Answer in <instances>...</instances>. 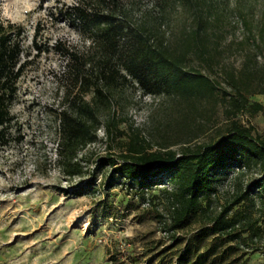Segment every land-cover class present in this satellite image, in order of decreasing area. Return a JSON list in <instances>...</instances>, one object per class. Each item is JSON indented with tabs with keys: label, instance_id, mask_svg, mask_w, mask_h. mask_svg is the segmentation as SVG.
<instances>
[{
	"label": "rangeland",
	"instance_id": "1",
	"mask_svg": "<svg viewBox=\"0 0 264 264\" xmlns=\"http://www.w3.org/2000/svg\"><path fill=\"white\" fill-rule=\"evenodd\" d=\"M206 1L221 20V56L213 65L192 56L187 65L217 83L215 95L193 106L184 102L175 106L166 95L153 98L136 86L121 85L117 102L112 104L115 116L122 119L120 135L105 138L99 129L97 141L79 153L84 175L69 179L61 170L57 114L72 98L80 96L88 102L91 94L73 85L69 58L56 45L60 43L77 56H88L95 27L73 12L85 6L83 0H0V19L24 25L27 50L37 33L40 49L36 55L30 49L32 62L17 83V96L10 107L7 143H0V264H112L115 254L122 264H128L126 257L130 256H140L139 264H176L186 240L211 227L221 214L235 220L241 235L235 241L224 235L219 242V252L229 246L237 250L224 264H264V200L254 185L260 176L257 167L250 165L238 177L234 167L215 173L204 212L172 229L174 203L167 180L145 188L131 178L113 174L106 165V159L117 157L131 134L130 125L154 149L169 146L179 150L183 146L193 150L215 143L230 121L249 128L254 136H264V117L250 107L258 104L264 109V46L246 39L235 12L239 5L250 4L256 19L261 0ZM128 3L138 5L137 19L142 12L147 14V21L164 33L165 41L190 28L192 11L187 6L122 0L124 6ZM60 10L69 11L70 17L61 20L54 15L50 19V14ZM228 73L241 77L246 85L241 92L246 97L245 108L239 112L231 108V94L236 97V93L229 89ZM60 190L83 193L66 195ZM241 193L247 196L233 205Z\"/></svg>",
	"mask_w": 264,
	"mask_h": 264
},
{
	"label": "trees",
	"instance_id": "2",
	"mask_svg": "<svg viewBox=\"0 0 264 264\" xmlns=\"http://www.w3.org/2000/svg\"><path fill=\"white\" fill-rule=\"evenodd\" d=\"M85 6L73 12L86 24L95 27L93 47L88 56L69 53L60 43L56 48L67 54L72 82L82 93L91 95L88 102L80 96L72 98L58 118V153L61 170L69 179L84 175V161L79 153L97 141V132L102 129L105 138L118 133L122 119L112 111L121 85L136 86L143 95L153 98L166 95L175 101V106L184 102L193 106L198 100L215 95L217 83L201 71L189 67L188 60L195 57L206 65H213L221 56L219 31L221 20L212 12L206 0H156V5L187 6L192 11L191 25L183 29L178 37L165 41L164 33L147 21V14L139 19L140 11L135 3L122 4V0H83ZM254 7L235 8L241 18L247 37L254 44L264 46V0H261L256 19ZM61 20L70 17L67 10L50 14ZM251 19H248V16ZM252 23L254 28H252ZM37 33L32 36L31 48L39 53ZM27 31L24 25L0 19V143L6 144V132L11 124L10 107L17 96V83L32 62L30 49H25ZM256 50L259 46L256 45ZM229 89L236 93L231 97V108L235 112L245 108L246 97L241 93L246 85L241 77L226 75ZM226 94V93H225ZM230 96V94L228 95ZM174 106V107H175ZM253 113L264 109L258 104L250 106ZM128 135L117 157H108L106 165L113 174L131 178L145 188L167 180L172 185L173 210L171 228L183 226L204 212L203 203L208 200L213 175L230 167L242 174L250 165L258 168L260 176L254 185L264 200V136H254L249 128L230 121L225 134L215 143L198 145L190 150H179L169 146L153 148L150 141L140 136V131L130 125ZM115 138V137H114ZM89 186V184H88ZM80 195L83 191L68 192ZM247 195L238 194L233 205L242 202ZM226 213V210L223 212ZM235 241L241 238L234 219L222 214L186 240L176 258V264H224L230 256L237 254L234 246L219 252L223 236ZM232 235V236H231ZM129 256V255H127ZM128 264H139L140 256L126 257ZM112 264H122L117 254L111 255Z\"/></svg>",
	"mask_w": 264,
	"mask_h": 264
}]
</instances>
